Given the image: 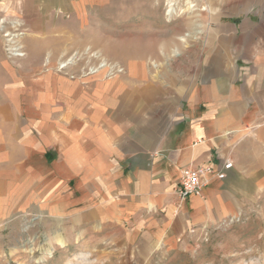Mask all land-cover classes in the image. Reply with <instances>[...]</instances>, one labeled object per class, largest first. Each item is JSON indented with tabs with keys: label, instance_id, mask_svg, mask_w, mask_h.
Returning <instances> with one entry per match:
<instances>
[{
	"label": "crops",
	"instance_id": "0c3cea01",
	"mask_svg": "<svg viewBox=\"0 0 264 264\" xmlns=\"http://www.w3.org/2000/svg\"><path fill=\"white\" fill-rule=\"evenodd\" d=\"M112 2L0 0V22L53 37L41 23ZM182 3L191 29L175 38L191 44L143 45L121 75L24 69L0 34V213L67 218L110 256L149 257L261 197L264 0H173ZM162 53L178 58L145 56ZM199 166L213 169L208 184L182 200V172Z\"/></svg>",
	"mask_w": 264,
	"mask_h": 264
},
{
	"label": "rangeland",
	"instance_id": "374dc122",
	"mask_svg": "<svg viewBox=\"0 0 264 264\" xmlns=\"http://www.w3.org/2000/svg\"><path fill=\"white\" fill-rule=\"evenodd\" d=\"M182 4L175 9L173 0H113L89 7L77 18L41 23L53 37L28 38L29 23L23 20L0 22L1 41L7 56L24 69L65 70L88 80L107 65L110 69L103 71L121 75L128 62L144 56L137 50L143 45L191 44L188 35L175 38L191 29L184 15L193 6L184 10ZM145 56L162 62L178 58L174 53ZM185 57L190 54L183 55V62ZM73 225L67 218L25 208L0 213V264H264V191L261 197L246 199L238 214L196 229L178 246L149 257L110 256L109 247L80 237Z\"/></svg>",
	"mask_w": 264,
	"mask_h": 264
},
{
	"label": "built area",
	"instance_id": "2783aa9c",
	"mask_svg": "<svg viewBox=\"0 0 264 264\" xmlns=\"http://www.w3.org/2000/svg\"><path fill=\"white\" fill-rule=\"evenodd\" d=\"M231 167L230 164H226L225 168ZM213 173L211 167L199 166L196 168H186L182 172L180 185L177 190V194L182 200L187 199L190 196L198 195L207 186L209 175ZM219 179L225 178V173H218Z\"/></svg>",
	"mask_w": 264,
	"mask_h": 264
},
{
	"label": "bare ground",
	"instance_id": "6f19581e",
	"mask_svg": "<svg viewBox=\"0 0 264 264\" xmlns=\"http://www.w3.org/2000/svg\"><path fill=\"white\" fill-rule=\"evenodd\" d=\"M65 66H66V64H63V67H65ZM59 242H60V245L64 244V242L62 240H59Z\"/></svg>",
	"mask_w": 264,
	"mask_h": 264
}]
</instances>
